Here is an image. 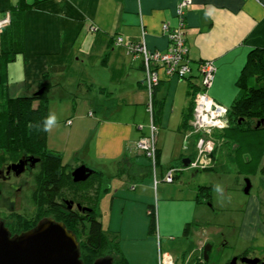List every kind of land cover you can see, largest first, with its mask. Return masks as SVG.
<instances>
[{
    "label": "crops",
    "instance_id": "0c3cea01",
    "mask_svg": "<svg viewBox=\"0 0 264 264\" xmlns=\"http://www.w3.org/2000/svg\"><path fill=\"white\" fill-rule=\"evenodd\" d=\"M180 1L0 0V14L9 12L13 22L14 9L24 13V26L16 25V39L23 51L7 66L8 85L3 92L11 97L31 95L41 84L50 85L48 115L54 113L57 123L47 134V146L62 152L64 164L71 169L85 164L112 177L111 189L100 200V220L106 234L119 236L129 264H158V246L160 242L163 249V241L178 251L176 263L184 264L182 255L188 249L175 242L193 234L198 209L195 189L188 196H183L185 189L172 196L164 187L159 195L162 178L155 186L152 175L135 182L118 174V164L125 157L150 165L149 159L135 148V142L150 133L149 92L143 83L142 58L129 53L126 44L141 41L145 30L149 48L166 51L169 40L162 26H177ZM185 22L192 62L190 78L167 77L160 69L161 81L155 91L157 171L162 177L170 167L181 172L180 163L193 156L194 137L189 139L190 148L184 149L191 119L188 125L184 121L194 100L193 92L202 83L200 63H215L217 71L208 92L217 102L231 107L244 82L254 80L253 72L243 75L251 51L264 49V0H193ZM92 25L98 31L92 32ZM10 34L9 27L0 32V53L5 47L9 49ZM118 36L123 37L121 45L117 44ZM64 87L71 88L69 95ZM52 90L62 91L61 104H68L66 115L52 109L51 104H59L50 101ZM76 121L80 122L78 127ZM65 127L67 135L63 133ZM243 134L227 128L216 132L217 137L223 136L221 147L226 144L239 150L242 156L238 166L242 171L254 174L240 236L246 244L245 251L253 248V254L264 258V253L258 254L264 250V129L262 133H250L255 149L252 153L245 152ZM218 153L217 150L213 156L211 168L217 166ZM149 205L156 209V235L149 234ZM189 223L191 229L185 237ZM206 242L202 236L192 247L202 252Z\"/></svg>",
    "mask_w": 264,
    "mask_h": 264
},
{
    "label": "trees",
    "instance_id": "16d2710c",
    "mask_svg": "<svg viewBox=\"0 0 264 264\" xmlns=\"http://www.w3.org/2000/svg\"><path fill=\"white\" fill-rule=\"evenodd\" d=\"M13 16L14 22L12 20L8 26L11 33L10 38H12L10 47L9 49L7 47L3 48L0 53V144L3 145L6 138L8 145H10L9 148L14 147L17 139L12 134L16 133L24 151L36 153L42 157L43 167L37 181L38 189L33 193V200L37 205V215L40 218L51 215L57 220L63 221L76 234L77 238L78 233L84 236V242L80 243L83 264H93L96 259L105 256L112 257L114 264H129L122 251L119 236L117 234L113 236L106 234L100 220V200L111 189L112 177L101 170L94 169V173L88 180L74 182L72 171L75 168L71 169L64 164L62 152L48 148V132L36 128L29 129L28 126L25 129L20 127L21 122L26 121L27 125L30 123L39 125L42 129L43 120L48 116L49 111L48 92L50 85L47 83L41 84L37 91L43 89V92L38 94L36 91L31 95L11 97L3 92L8 85L7 66L19 52L23 51L19 44L20 41L18 38L16 39V31L18 30L16 25L24 26V13L21 10L14 9ZM249 72L255 73L253 75L254 80L244 82L242 92L237 101L230 107L228 115L229 126L227 129L244 134L264 129V122H262L264 120V49L258 48L251 51L243 75L246 76ZM197 89L194 90L193 95H195ZM193 108L194 100L188 107L184 125H188L193 114ZM258 122H261L260 125H258ZM22 132H26L27 138L20 135ZM118 174L126 175L135 182H141L151 177L152 168L150 165L143 166L137 164L131 158L125 157L118 164ZM68 179L75 187L79 186V188L84 185L87 186V183L91 182L89 186L95 188L94 196H88L89 203L87 205L78 202L82 208L88 207L90 210L79 209L76 206L69 208L65 201L60 200L62 188ZM200 197L211 199V187L200 186L198 188V199ZM149 209V234L156 235L157 216L155 205H149ZM190 229L191 223L185 227V237L189 236ZM248 251L246 250V254ZM208 262L202 256L196 264H209Z\"/></svg>",
    "mask_w": 264,
    "mask_h": 264
},
{
    "label": "rangeland",
    "instance_id": "374dc122",
    "mask_svg": "<svg viewBox=\"0 0 264 264\" xmlns=\"http://www.w3.org/2000/svg\"><path fill=\"white\" fill-rule=\"evenodd\" d=\"M64 88L67 90V93L65 94L69 95L68 90L70 87ZM61 93L62 91L52 90L50 92V101L59 103L51 104L52 109L60 111V113L63 112L65 113L64 115H66L67 113L64 112V110L66 109L68 104H61ZM82 109L83 108H81L78 113H80ZM78 113H76V115ZM148 122L149 124H151L150 114L148 115ZM75 125L78 127L80 125V122L77 123L76 121ZM27 126L28 125L26 124V121L21 122V128L25 129L27 128ZM67 128L70 129V127ZM61 129H63L62 126ZM63 131V133L67 135L68 130L66 129V127ZM258 132L262 133L263 130ZM20 135L24 138H27L26 132H22ZM252 135L253 134L250 133H245L242 135V142L246 145L245 152L247 151L249 153H252V151L255 150L253 149L254 147L251 146L254 145ZM12 136H15V138L17 139L14 144V147L9 148L10 145H8V140L6 138L4 144H0V153L4 161H13L18 156H20L22 151L24 152L20 141H18V134L14 133L12 134ZM222 137L223 136L221 135L218 136L219 146L217 150L219 151L218 154L220 156L217 166L211 168L214 165L212 161L211 165L208 168H203L201 170H193L186 168L182 163H180L182 171L177 173L178 177H176L174 183L160 182L158 186L160 190H158L160 192L159 195L162 193L163 188L167 187L169 188V193L172 196L177 194L179 195V192H181L179 189H185V191H183V196H188L191 192L193 193L194 189L198 193V188L200 186L211 187V199L200 197L197 200L198 209L196 212V217L194 218L192 223L193 234L188 239H181L175 242L178 245H180L181 243L182 245H184L183 247H186L185 249H188L187 252L182 255V258H185L184 264H196L197 260L202 257L203 252L199 251L195 247H192L202 236L207 239V242L205 244L210 243L212 245V249L209 252V264H231L234 257H239L237 264H245L240 261V258L242 256H259L253 254V248H249V251L246 254V244L242 241V238L240 236L243 230V221L246 214L245 208L247 206L248 201L251 199V194L249 195L245 192L246 180L250 179L253 182L254 174L253 172H244L242 171L243 168L238 166V160H241L242 155L241 153H238L239 150H236L237 148H233L232 145L229 147L226 144L221 147L222 145L220 144V140ZM73 140L74 138L71 137L69 141L71 147L73 144ZM260 149H262V147H260L259 150ZM36 155L41 157L38 154ZM178 157L179 156H177V158ZM242 163L244 164V167L245 165L247 166V163ZM42 167L43 164H39L36 168L33 181L32 179L30 180L32 181L30 188H32V186L35 187V184H38L37 181L39 175L41 174ZM89 167L92 168L91 166ZM161 178L162 176L158 173V179L160 181ZM90 183L91 182H89V184ZM89 184L87 183V186L84 185L82 188H79V186L75 187L71 180H66L62 188L60 200H68L73 201L75 203L79 202L87 205L89 203L88 196L93 197L95 193V188L93 186H89ZM216 185H220L223 189V192H216ZM25 189L21 192V197H19V199L17 200V213L12 215V218L15 221L14 225L16 227H18L20 223L23 226L22 222L28 225L25 227L21 226L20 228L22 229L30 227L31 224L33 225L34 223H36L40 218V216L37 215V210L32 202L33 199L32 194L30 192L31 190H28L26 187ZM9 194L10 192L7 190V187H5V189L3 190V195L7 197ZM84 195L87 197H85ZM195 197L197 198V195H195ZM19 212L24 215L22 217H29L30 221H27V219L25 220L24 218H22L19 215ZM1 215L5 214L2 213ZM78 240L80 243L84 242V236L80 235V233H78ZM162 246L164 250H170L169 253L172 254L174 258L176 257L175 255L176 253H178V251H174L167 242L163 241ZM262 253H264V250L258 252V254L261 255Z\"/></svg>",
    "mask_w": 264,
    "mask_h": 264
},
{
    "label": "built area",
    "instance_id": "2783aa9c",
    "mask_svg": "<svg viewBox=\"0 0 264 264\" xmlns=\"http://www.w3.org/2000/svg\"><path fill=\"white\" fill-rule=\"evenodd\" d=\"M193 0H181L176 8L178 24L172 28L169 23L162 26L163 32L169 40L166 51L150 49L145 40L146 31L143 30V39L139 42L126 44L129 53L140 56L144 69V80L146 90L149 92V102L147 109L151 116L150 133L140 137L135 142V148L150 161L154 185L160 182L158 179V133L159 126L154 120V94L161 78L159 70H163L167 77H178L186 79L192 73V62L189 56V47L185 38L186 11L190 8ZM9 12L0 14V32L11 24ZM92 32L98 31V27L92 25ZM117 44H123V37L118 36ZM217 67L212 60H204L199 65V72L202 77L201 86L198 87L194 95V108L189 128L186 131L184 149L190 148L189 139L194 137V152L188 169L201 170L208 168L213 160V156L219 146L217 131L225 130L229 126L230 107L217 102L208 92L212 85ZM69 124L71 121L68 122ZM142 128V126H141ZM177 167H170L162 181L172 183L175 181ZM158 264H176L175 258L169 252L158 246Z\"/></svg>",
    "mask_w": 264,
    "mask_h": 264
},
{
    "label": "water",
    "instance_id": "95a60500",
    "mask_svg": "<svg viewBox=\"0 0 264 264\" xmlns=\"http://www.w3.org/2000/svg\"><path fill=\"white\" fill-rule=\"evenodd\" d=\"M42 92L43 89H40L36 93ZM260 123L258 122V125ZM190 161L189 157L184 158V166L188 167ZM22 171L20 169L17 173L20 174ZM93 173L94 169L83 164L72 171V177L74 182H83ZM251 187V180L247 179L245 192L249 193ZM77 207L90 210L88 207L82 208L80 204ZM211 249L212 245L207 243L203 250L204 260L209 261ZM238 260L239 257H234L231 264H237ZM240 261L245 264H264L260 257L242 256ZM0 264H83V260L76 234L63 221L54 217H44L34 227L15 235H11L8 228L0 225ZM93 264L114 262L112 257L105 256L96 259Z\"/></svg>",
    "mask_w": 264,
    "mask_h": 264
},
{
    "label": "flooded vegetation",
    "instance_id": "af4514ba",
    "mask_svg": "<svg viewBox=\"0 0 264 264\" xmlns=\"http://www.w3.org/2000/svg\"><path fill=\"white\" fill-rule=\"evenodd\" d=\"M37 158L38 160L36 161L35 159ZM39 164H43L42 157H39L35 153L29 151H24V152L22 151L20 156H18L13 161H4L0 153V213L5 214V215L0 214V225H3L4 227L8 228L11 235L21 233L25 230L34 227L44 217H53L51 215H45L40 219H38V221L33 225L31 224L32 226L29 224L30 227L23 229L20 228L22 226L21 223L18 227H16L14 225L15 221L12 218V215L17 213L16 212L18 210L17 200L19 199V197H21V192L25 189V187L28 190H31L30 192L32 194V199H33V193L38 189V184L37 185L35 184V187L33 186L32 188L30 187L33 181L34 173ZM20 169H22L23 171L22 173L18 174L17 172ZM31 179L32 181H30ZM5 187H7V190L10 192V194L7 197L3 195V190L5 189ZM32 202L35 205V208H37V205L35 204L34 200H32ZM65 203H67L68 206L71 205V207L69 208H72L73 206L77 207V205L79 204L78 202L75 203L73 201L70 202L68 200H66ZM19 215L21 217L24 216L20 212ZM22 218H24L25 220L27 219V221H30L29 217L27 216ZM22 223H23L22 227L28 226L24 222ZM203 250L204 248L202 249V252ZM262 260L264 261V258H262Z\"/></svg>",
    "mask_w": 264,
    "mask_h": 264
},
{
    "label": "clouds",
    "instance_id": "9594fccd",
    "mask_svg": "<svg viewBox=\"0 0 264 264\" xmlns=\"http://www.w3.org/2000/svg\"><path fill=\"white\" fill-rule=\"evenodd\" d=\"M57 123V118L56 115L54 113H50L44 120H43V127L42 129H40L39 125H33V124H29L28 127L29 129H33L36 128L37 130H42L44 132H51V130L53 129V127L56 125ZM215 191L216 192H223V189L220 185H216L215 186Z\"/></svg>",
    "mask_w": 264,
    "mask_h": 264
}]
</instances>
